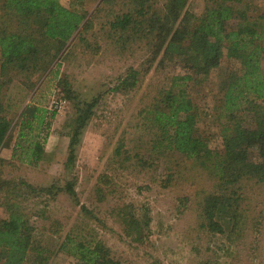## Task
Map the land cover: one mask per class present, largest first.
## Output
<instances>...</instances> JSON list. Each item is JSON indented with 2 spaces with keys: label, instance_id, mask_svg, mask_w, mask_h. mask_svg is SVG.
<instances>
[{
  "label": "rangeland",
  "instance_id": "1",
  "mask_svg": "<svg viewBox=\"0 0 264 264\" xmlns=\"http://www.w3.org/2000/svg\"><path fill=\"white\" fill-rule=\"evenodd\" d=\"M110 1L60 0L63 6L82 11L87 29H78L62 49L57 46V57L45 72L28 80L16 76L0 89L1 97L6 98L4 106H8L5 116L11 122L0 148V182L6 183L0 192V219L8 218L4 201H9L34 227V250L23 264H74L60 250L66 236L84 243L103 242L121 264H264V185L248 191L243 207L249 219L241 237L229 240L209 234L199 226L194 205L206 179L189 165L177 167L183 160L180 155L149 150L150 134L138 112L172 76L183 71L169 62L161 63V54H153V46L145 41L115 47L107 38L106 24L120 14L124 0ZM151 2L162 8L160 0ZM206 2L187 0L185 10L200 16ZM251 6L254 14L264 13V0H252ZM49 50L54 53L56 47ZM261 65L264 68V56ZM228 67L224 58L209 77L190 83L199 115L197 126L208 137L211 149H222L219 131L225 120L220 116L219 85L227 77ZM129 69L139 74L135 88L127 93L112 92ZM65 82L73 102L66 98ZM99 94L103 96L79 137L74 162L68 165L76 103L89 102ZM27 105L46 110L48 126L38 129L35 122L28 121L32 129L26 131L13 154L20 114ZM53 110L56 115L47 119ZM34 136H39L45 154L31 166L27 162ZM119 141L130 156L127 167L109 163ZM139 158L152 168L140 170ZM179 170L181 177L176 173ZM171 174L173 180L167 183ZM102 176L111 180L110 185H103ZM152 176L162 185L152 183ZM66 183L72 184L76 199L64 191L39 192L51 185L63 188Z\"/></svg>",
  "mask_w": 264,
  "mask_h": 264
},
{
  "label": "trees",
  "instance_id": "2",
  "mask_svg": "<svg viewBox=\"0 0 264 264\" xmlns=\"http://www.w3.org/2000/svg\"><path fill=\"white\" fill-rule=\"evenodd\" d=\"M109 1L103 0V3ZM160 2L162 8H156L151 0H124L120 14L106 24L107 38L121 49L127 44L145 41L153 46V54H161V63L169 62L183 71L181 75L172 76L170 83L138 112L142 125L150 134L149 150L180 155L183 160L177 167L189 165L206 179V186L194 201L203 230L224 235L229 240L241 237L249 219L243 207L248 191L264 185V68L261 65L264 13L254 14L252 0H207L200 16L185 10L187 0ZM84 21L80 9L67 8L60 0H0V89L11 84L16 76L28 80L45 72L57 57V46L62 49L78 29H87L88 21ZM53 46L56 52L51 53L49 47ZM224 58L229 71L219 85L220 116L225 122L220 127L222 149L218 150L209 147L208 137L197 126L199 115L190 94V83L209 77ZM138 75L136 70L129 69L117 80L112 92L132 91ZM63 84L68 89L66 98L73 102L75 98L68 95L67 82ZM102 96L99 94L89 102L76 103L75 127L67 146L68 165L75 160L79 137ZM5 99V95H0V148L11 128L5 116L8 108L4 106ZM45 114L46 110L32 105L23 109L13 154L26 131L32 129L28 121L35 122L38 129L48 126ZM55 115L53 110L47 119ZM38 137L34 136L29 153L27 163L31 166L41 161L45 154ZM123 147L119 141L111 154L110 164L127 167L130 156ZM137 164L140 170L152 168L144 158H139ZM176 173L181 177V170ZM102 178L103 185H110L108 177ZM167 178V183H171L173 175ZM151 182L163 183L154 176ZM5 185L0 182V192ZM52 191H64L76 199L71 183L63 188L51 185L39 190L45 194ZM4 203L8 218L0 219V261L1 264H23L28 252L34 250V227L16 205L9 201ZM125 211H129L127 207ZM60 250L71 257L74 264H121L101 241L84 243L66 236Z\"/></svg>",
  "mask_w": 264,
  "mask_h": 264
}]
</instances>
